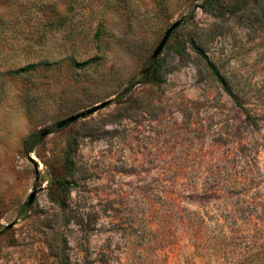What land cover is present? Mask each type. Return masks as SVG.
I'll list each match as a JSON object with an SVG mask.
<instances>
[{
  "label": "rangeland",
  "instance_id": "rangeland-1",
  "mask_svg": "<svg viewBox=\"0 0 264 264\" xmlns=\"http://www.w3.org/2000/svg\"><path fill=\"white\" fill-rule=\"evenodd\" d=\"M241 138L264 145V0H0V264H234L217 236L253 192L207 188Z\"/></svg>",
  "mask_w": 264,
  "mask_h": 264
},
{
  "label": "trees",
  "instance_id": "trees-1",
  "mask_svg": "<svg viewBox=\"0 0 264 264\" xmlns=\"http://www.w3.org/2000/svg\"><path fill=\"white\" fill-rule=\"evenodd\" d=\"M199 51V48L194 47ZM210 66L211 63H209ZM217 74V73H216ZM229 95L233 98L236 106L245 116L246 122L259 130V119L243 106V104L235 98L232 91L227 89ZM264 145H259L255 142H245L244 139L233 140L231 149L229 150L231 158L228 160L230 171L225 174H214L210 178L209 191L227 194H243L252 193V196L246 199H241L239 203L234 205L232 212L226 216L223 221L221 231L218 233V239L221 243V250H229L234 254L236 259L234 264H264V175L260 169L255 168L256 155ZM228 167V168H229ZM241 167V171L237 168ZM61 187L69 184L67 180L59 181ZM170 193V191H169ZM167 204V215L176 216L179 218L176 221V226L183 233L200 238L203 231L200 219H197V212H190L187 209H179L177 203L171 196H166L163 201ZM137 228L145 227L146 225L136 221ZM61 264H97L101 263L100 257L87 256L83 260H73L71 256L60 257Z\"/></svg>",
  "mask_w": 264,
  "mask_h": 264
},
{
  "label": "water",
  "instance_id": "water-1",
  "mask_svg": "<svg viewBox=\"0 0 264 264\" xmlns=\"http://www.w3.org/2000/svg\"><path fill=\"white\" fill-rule=\"evenodd\" d=\"M181 20L175 22L174 24H172L166 31L165 35L163 36L162 40L160 41V43L158 44V46L156 47V49L154 50L152 56H151V60H155L159 57V55L162 53L163 49L165 48L169 38L171 37V35L180 27L181 25ZM111 101H104L98 105H95L94 107H91L89 109H87L86 111L76 114V115H72L64 120H62L61 122H59L56 125V129L60 130L62 128H65L69 125H71L72 123L80 120V119H84L90 115H93L94 113L105 109L106 107H108V105L110 104ZM48 134V132L43 133L42 137H45ZM32 160V158H30ZM36 167V165H35ZM36 197V193L33 192L30 197H29V201H28V205H31L34 201Z\"/></svg>",
  "mask_w": 264,
  "mask_h": 264
}]
</instances>
